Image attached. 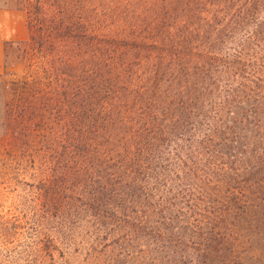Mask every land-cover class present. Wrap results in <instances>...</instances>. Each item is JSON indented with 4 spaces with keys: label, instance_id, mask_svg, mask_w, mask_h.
<instances>
[{
    "label": "trees",
    "instance_id": "1",
    "mask_svg": "<svg viewBox=\"0 0 264 264\" xmlns=\"http://www.w3.org/2000/svg\"><path fill=\"white\" fill-rule=\"evenodd\" d=\"M4 6L0 264H264V0Z\"/></svg>",
    "mask_w": 264,
    "mask_h": 264
},
{
    "label": "crops",
    "instance_id": "2",
    "mask_svg": "<svg viewBox=\"0 0 264 264\" xmlns=\"http://www.w3.org/2000/svg\"><path fill=\"white\" fill-rule=\"evenodd\" d=\"M26 39V15L19 11H0V75L3 71L5 45L9 42H20Z\"/></svg>",
    "mask_w": 264,
    "mask_h": 264
},
{
    "label": "rangeland",
    "instance_id": "3",
    "mask_svg": "<svg viewBox=\"0 0 264 264\" xmlns=\"http://www.w3.org/2000/svg\"><path fill=\"white\" fill-rule=\"evenodd\" d=\"M6 1L7 0H0V11L17 12L16 10H9L5 8L4 2ZM17 21H19V19H17ZM19 204H20V201L18 197H16L15 195H11V194L9 195L6 193L5 197L0 199V212L1 211L7 212L8 210L13 209L15 206ZM29 236L30 235H27V237L23 239L22 244H28L30 242Z\"/></svg>",
    "mask_w": 264,
    "mask_h": 264
}]
</instances>
